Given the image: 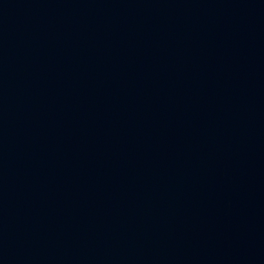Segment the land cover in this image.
<instances>
[{
	"label": "water",
	"instance_id": "obj_1",
	"mask_svg": "<svg viewBox=\"0 0 264 264\" xmlns=\"http://www.w3.org/2000/svg\"><path fill=\"white\" fill-rule=\"evenodd\" d=\"M0 264H264V0H0Z\"/></svg>",
	"mask_w": 264,
	"mask_h": 264
}]
</instances>
